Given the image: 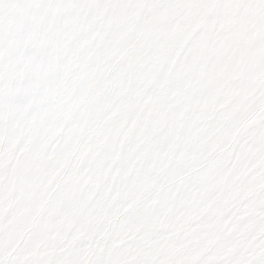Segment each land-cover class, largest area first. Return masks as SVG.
<instances>
[{
    "label": "snow or ice",
    "instance_id": "obj_1",
    "mask_svg": "<svg viewBox=\"0 0 264 264\" xmlns=\"http://www.w3.org/2000/svg\"><path fill=\"white\" fill-rule=\"evenodd\" d=\"M0 264H264V0H0Z\"/></svg>",
    "mask_w": 264,
    "mask_h": 264
}]
</instances>
